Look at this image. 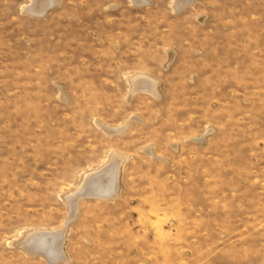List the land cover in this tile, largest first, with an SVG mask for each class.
Returning <instances> with one entry per match:
<instances>
[{"label": "rangeland", "instance_id": "1", "mask_svg": "<svg viewBox=\"0 0 264 264\" xmlns=\"http://www.w3.org/2000/svg\"><path fill=\"white\" fill-rule=\"evenodd\" d=\"M144 1L0 0V264H264V0Z\"/></svg>", "mask_w": 264, "mask_h": 264}, {"label": "bare ground", "instance_id": "2", "mask_svg": "<svg viewBox=\"0 0 264 264\" xmlns=\"http://www.w3.org/2000/svg\"><path fill=\"white\" fill-rule=\"evenodd\" d=\"M133 1L141 4H143V2H146L144 0H133ZM54 3H55L54 0H33V3L30 5L28 11L33 14L43 15L49 8L54 6L53 5ZM184 5H186V0L177 1V7H182ZM134 85L136 86V88H142V89L147 88V90L151 92H153V88H155L152 83H150L148 80H145L143 78L134 80ZM119 159L120 158H116V159L114 158L113 163L110 165V168L107 167L104 173H101L98 177L97 176L90 177L87 181H85L86 184L83 187V190L80 192V194L89 195V196H98L100 198H111V196L114 194V190H115L114 186H116L115 184L117 182L116 172L118 167L117 164L120 161ZM74 197L75 196H73V198ZM72 200L70 202L74 203L73 202L74 200L73 201ZM60 237L61 236L57 233L38 235L30 238L25 243V245L29 251H33V252L40 249L42 251L43 249L45 251V256H47L48 260L52 264L57 258V256H59L60 254V244H61ZM42 255L44 254L42 253Z\"/></svg>", "mask_w": 264, "mask_h": 264}]
</instances>
